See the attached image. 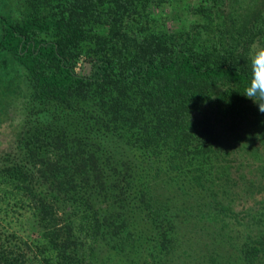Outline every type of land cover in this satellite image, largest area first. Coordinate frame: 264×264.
<instances>
[{
  "label": "trees",
  "instance_id": "1",
  "mask_svg": "<svg viewBox=\"0 0 264 264\" xmlns=\"http://www.w3.org/2000/svg\"><path fill=\"white\" fill-rule=\"evenodd\" d=\"M15 1L0 264H264V0Z\"/></svg>",
  "mask_w": 264,
  "mask_h": 264
},
{
  "label": "clouds",
  "instance_id": "2",
  "mask_svg": "<svg viewBox=\"0 0 264 264\" xmlns=\"http://www.w3.org/2000/svg\"><path fill=\"white\" fill-rule=\"evenodd\" d=\"M251 77L241 93L264 114V45H255L249 53Z\"/></svg>",
  "mask_w": 264,
  "mask_h": 264
},
{
  "label": "rangeland",
  "instance_id": "3",
  "mask_svg": "<svg viewBox=\"0 0 264 264\" xmlns=\"http://www.w3.org/2000/svg\"><path fill=\"white\" fill-rule=\"evenodd\" d=\"M3 1L5 0H0V8L1 5L3 4ZM8 2H11L12 8L14 9L16 6V1L15 0H8ZM6 72L3 69H0V74H5ZM6 79V77L4 76V79L1 77L0 82H3ZM5 84H2V86L0 87V94H3V92H9L12 89V86H10L11 88L9 89L8 86L10 84H8L9 82L6 80V82H4ZM9 99V98H8ZM1 106L6 107L7 101L4 99L1 100ZM16 103L14 101V103L11 104L10 109H7V111L5 112L4 109L1 110V117L3 118V120L0 121V151L4 148H6L9 144L8 138L10 136H12L13 132H14V127H15V123L18 120V113L19 111L16 110ZM16 115V118H14L13 116Z\"/></svg>",
  "mask_w": 264,
  "mask_h": 264
}]
</instances>
